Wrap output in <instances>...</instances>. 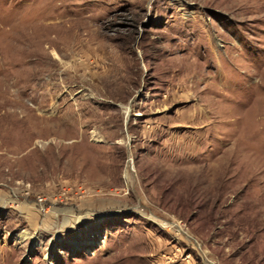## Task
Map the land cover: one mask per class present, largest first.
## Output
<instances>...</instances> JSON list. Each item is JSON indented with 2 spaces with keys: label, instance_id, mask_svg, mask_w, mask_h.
I'll return each instance as SVG.
<instances>
[{
  "label": "rangeland",
  "instance_id": "374dc122",
  "mask_svg": "<svg viewBox=\"0 0 264 264\" xmlns=\"http://www.w3.org/2000/svg\"><path fill=\"white\" fill-rule=\"evenodd\" d=\"M0 264H264V0H0Z\"/></svg>",
  "mask_w": 264,
  "mask_h": 264
},
{
  "label": "bare ground",
  "instance_id": "6f19581e",
  "mask_svg": "<svg viewBox=\"0 0 264 264\" xmlns=\"http://www.w3.org/2000/svg\"><path fill=\"white\" fill-rule=\"evenodd\" d=\"M3 104V103H2ZM5 104V103H4Z\"/></svg>",
  "mask_w": 264,
  "mask_h": 264
}]
</instances>
